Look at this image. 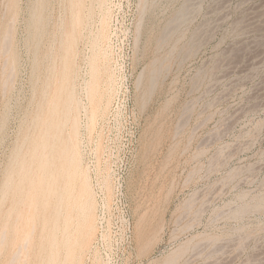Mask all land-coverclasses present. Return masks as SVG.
Here are the masks:
<instances>
[{
  "label": "rangeland",
  "instance_id": "1",
  "mask_svg": "<svg viewBox=\"0 0 264 264\" xmlns=\"http://www.w3.org/2000/svg\"><path fill=\"white\" fill-rule=\"evenodd\" d=\"M52 263L264 264V0H0V264Z\"/></svg>",
  "mask_w": 264,
  "mask_h": 264
},
{
  "label": "bare ground",
  "instance_id": "2",
  "mask_svg": "<svg viewBox=\"0 0 264 264\" xmlns=\"http://www.w3.org/2000/svg\"><path fill=\"white\" fill-rule=\"evenodd\" d=\"M77 13H78V11H77ZM77 15H78V14H77ZM78 16H80V15H78ZM76 18H77V17H76ZM76 18H75V19H76ZM77 19H78V18H77ZM79 19H80V18H79ZM76 23H78V22L76 21ZM79 23H80V22H79ZM45 120H47V119H45ZM46 122H47V121H46ZM44 124H45V123H44ZM45 125H47V124H45ZM47 126H48V125H47ZM48 127L50 128V126H48ZM50 129H51V128H50ZM50 129H49V130L46 129V130H48V133H49ZM48 133H46V135H47ZM50 133H51V132H50ZM46 135H43V136L46 137ZM49 137H50V135H49ZM39 138H40V137H39ZM48 139H49V138H48ZM42 140H43V142H44V138H43ZM40 141H41V139H40ZM40 141H39V142H40ZM45 141H47V140H45ZM41 143H42V142H41ZM41 143H39V144H41ZM39 144H38V146H39ZM45 145H46V143H45ZM47 146H48V145H47ZM50 146H51V144H50ZM36 148H40V146H39V147L36 146ZM41 148H43V143H42V147H41ZM45 148H47V147L45 146ZM45 148H43V149L45 150ZM49 148H50V147H49ZM51 148H52V147H51ZM51 148H50V149H51ZM34 149H35V148H34ZM35 150H36V149H35ZM41 150H42V149H41ZM46 150H48V149H46ZM42 151H43V150H42ZM42 151H41V152H42ZM50 151H51V150H50ZM50 151H49V153H50ZM52 151H53V150H52ZM35 152H36V151H35ZM37 152H39V149H38ZM37 152H36V153H37ZM41 152H39V154H40ZM45 152H46V151H45ZM36 153H34V156L36 155ZM42 153H44V152H42ZM52 153H53V152H52ZM52 153H51V154H52ZM39 154H37L36 156H37V157H38V156H39V157H41V156L44 157V155H45V154H44V155H43V154H42V155H39ZM46 154H47V153H46ZM51 154L49 155V157L51 156ZM36 156H35V157H36ZM37 157H36V158H37ZM47 157H48V155H47ZM49 157H48V159H49ZM74 157H75V156H74ZM36 158H35V159H36ZM54 158H55V157H54ZM38 159H39V158H38ZM40 159L42 160V158H40ZM40 159H39V160H40ZM50 159H51V158H50ZM44 160H47V159L44 158ZM52 160H53V159H52ZM72 160H73V159H72ZM34 161H35V160H33V162H34ZM36 161H37V160H36ZM36 161H35V162H36ZM74 161H75V159H74ZM40 162L42 163L43 161H40ZM40 162H39V163H40ZM48 162H49V161H47V163H48ZM50 162H51V163H52V162L54 163V160H53V161L50 160ZM69 162H70V161H69ZM32 164H34V163H32ZM32 164L30 165V169H32V167H33ZM44 164H45V163H44ZM71 164H72V163H71ZM34 165L36 166L37 164H34ZM51 165H52V164H49V166H47V168L51 169V168H50ZM73 165H74V164H73ZM31 166H32V167H31ZM39 167H40V166L38 165V168H39ZM43 167L45 168V165H44ZM52 167H53V166H52ZM70 167H71V168H70ZM76 167H77V165H76ZM38 168H37V169H38ZM69 168H70V171H71L72 166H69ZM41 169H42V167H41ZM52 169H53V168H52ZM52 169H51V170H52ZM67 169H68V168H67ZM32 170H34V169H32ZM32 170H31L30 172H32ZM39 170H40V169H39ZM43 170H44V169H43ZM51 170H50V171H51ZM74 170H75V168H74ZM35 171H36V170H35ZM40 171H42V170H40ZM40 171H39V173H40ZM46 171H47L46 173H48V170H46ZM72 171H73V170H72ZM27 172H29V171H27ZM30 172H29V173H30ZM44 172H45V171H44ZM54 172H56V171H54ZM60 172H61V171H60ZM42 173H43V171H42ZM42 173H41V174H42ZM50 173H51V172H50ZM71 173H72V172H71ZM71 173H70L69 175H72ZM22 174H23V173H22ZM55 174H56V173H54V175H55ZM62 174H63V172H62ZM73 174H74V173H73ZM43 175H44V174H43ZM43 175H42V177L44 178ZM46 175H47V174H46ZM49 175H52V174H49ZM65 175L67 176V174H65ZM25 176H26V171H25ZM25 176H23V178H26ZM28 176L30 177V175H28ZM37 176H38V175H37ZM39 176H40V175H39ZM56 176H57V175H56ZM74 176H75V175H74ZM29 177L27 178L28 180H29L31 177H33V176L31 175V177H30V178H29ZM42 177L40 176L39 178H38V177H37V178L40 180ZM46 177H50V178H51V176H46ZM76 178H77V177H76ZM38 179H37V180H38ZM47 179H48V178H47ZM47 179H46V180H47ZM52 179H53V176H52ZM52 179H51L50 181H52ZM65 179H66V177H65ZM65 179H64V180H65ZM69 179H72V177L70 176ZM23 180H24V179H23ZM25 180H26V179H25ZM30 180H31V179H30ZM32 180H36V179H33V178H32ZM43 180H44V179H42V181H43ZM46 180H45V181H46ZM61 180H62V178H61ZM45 181H43V182H45ZM48 181H49V180H48ZM50 181L48 182L49 185L52 184ZM65 181H66V180H65ZM67 181H69V180L67 179ZM70 181H71V180H70ZM31 182H32V181H31ZM31 182H30V183H31ZM33 182H34V181H33ZM38 182H39V181H38ZM38 182H36V183L38 184ZM43 182H41L42 185H43ZM52 182H53V181H52ZM61 182H62V181H61ZM73 182H74V181H72V184H70V185H73ZM27 183H28V182H27ZM36 183H33V184L31 183V184H32V186H33V185H35ZM50 183H51V184H50ZM55 183H56V181H55ZM70 183H71V182H70ZM44 184H46V183H44ZM48 184H47V186H48ZM53 184H54V183H53ZM63 184H64V183H63ZM39 185H40V183H39ZM59 185H60V184H59ZM64 185H65V184H64ZM56 186H57V184H56ZM61 186H63V185H61ZM28 187H29V186H28ZM35 187H36V186H35ZM35 187L33 186V188H35ZM37 187H38V186H37ZM37 187H36V188H37ZM39 187L41 188V191H42L43 186L41 187V185H40ZM39 187H38V190L40 189ZM45 187H46V186L44 185V188H45ZM53 187H54L53 189H55V185H53ZM69 187H70V186H69ZM31 188H32V187H31ZM31 188H30V189H31ZM44 188H43V189H44ZM67 188H68V186H67ZM47 189H50V188H48V187L46 188V191H49V190H47ZM71 189H72V188H71ZM32 190H33V189H32ZM36 190H37V189H36ZM28 191L30 192L31 190H29V188H28ZM39 191H40V190H39ZM46 191H45V192H46ZM55 191H56V190H55ZM58 191H60V190L58 189ZM66 191H68V190H66ZM66 191H65V192H66ZM31 192H33V191H31ZM42 192H44V190H43ZM47 193H48V192H47ZM55 193H56V192H55ZM62 193H63V192H62ZM67 193H68V192H67ZM33 194H34V193H33ZM37 194H39V193L37 192ZM40 194H41V192H40ZM48 194H49V193H48ZM53 194H54V193H53ZM56 194H57V193H56ZM65 194H66V193H65ZM41 195H42L43 197L45 196V194H44V195L41 194ZM68 195H69V194H68ZM80 195H81V194H80ZM32 196H33V195H32ZM35 196H36V191H35V194H34V196H33L34 199H35ZM37 196H38V195H37ZM47 196H48V195H47ZM45 197H46V196H45ZM52 197H53V196H52ZM60 197H61V196H60ZM47 198H48V197H47ZM54 198H55V197H53V199H54ZM75 198H78V196H75ZM80 198H81V197H80ZM39 199H40V198H39ZM68 199H69V198H68ZM68 199H66L65 201L67 202ZM30 200H31V198H30ZM37 200H38V199H37ZM44 200H46V198H44ZM76 200H77V199H76ZM34 201H35V200H34ZM32 202H33V200H32ZM41 202H42V200H41ZM41 202H40V203H41ZM57 202H58V201H57ZM59 202H60V200H59ZM74 202H75V200H74ZM78 202H79V199H78V201H77V204H78ZM26 203H27V202H26ZM38 203H39V202H38ZM40 203H39V204H40ZM64 203H65V202H64ZM68 203H69V202H68ZM68 203H67V204H68ZM42 204H43V203H42ZM58 204H59V203H58ZM73 204H74V203H72V205H73ZM37 205H38V204H37ZM52 205H54V204H51V207H53ZM56 205H57V204H56ZM61 205H62V204H61ZM23 206H24V205H23ZM34 206H35V205H34ZM59 206H60V205H59ZM39 207H41V206H39ZM45 207H46V204H45ZM45 207H44V208H45ZM70 207H71V205H70ZM35 208H36V207H35ZM37 208H38V206H37ZM60 208H61V207H58V209H59V213H60ZM63 208H64V206H63ZM65 208H66V207H65ZM65 208H64V209H65ZM67 208H68V207H67ZM31 209H32V208H31ZM39 209H40V208H39ZM54 209H55V208H54ZM58 209H57V210H58ZM68 209H70V211L72 212L71 208H68ZM46 210H47V209H46ZM62 210H63V209H62ZM43 211H44V209H43ZM53 211H54V210H53ZM70 211H68V212H70ZM39 212H41V211H39ZM44 212H45V211H44ZM44 212H43V213H44ZM68 212H67V213H68ZM71 212H70V213H71ZM67 213H66V214H67ZM57 215H59V214H57ZM71 215H72V214H71ZM71 215H70V216H71ZM67 218H68V216H67ZM67 218H66V219H67ZM69 219H71V217H70ZM67 220H68V219H67ZM70 221H71V220H70ZM56 225H57V224H56ZM69 225H70V224H69ZM68 227H69V226H68ZM68 227H66V228H67V231H68ZM80 227H81V226L79 225V228H80ZM66 228H64V229H65V232H66ZM69 228H70V230H71V227H69ZM80 229H81V228H80ZM80 229H79V230H80ZM32 232H33V231H32ZM76 232H77V231H76ZM31 235H32V234H31ZM74 235H75V234H74ZM79 235H80V234H79ZM67 236H68V235H67ZM72 236H73V235H72ZM74 237L76 238V236H74ZM78 239H79V238H78ZM78 239H77V240H78ZM28 240H29V238H28ZM73 240H74V239H73ZM25 241H26V239H25ZM71 241H72V240H71ZM71 241H70V242H71ZM67 242H68V241H67ZM26 243H27V241H26ZM77 243H78V242H77ZM84 243H85V242H84ZM71 244H72V242L70 243V245H71ZM73 244H74V242H73ZM73 244H72V245H73ZM79 245H80V243H79ZM81 245H82V244H81ZM67 246H68V245H67ZM68 248H69V247H68ZM78 248H79V247H78ZM72 249H74V248H72ZM19 250H20V249H19ZM62 250H63V249H62ZM47 251H48V250H47ZM75 251H77V250H75ZM18 253H19V252H18ZM63 254H64V253H63ZM66 254H68L69 256L72 255L71 253H70V254H69V253H66ZM73 254H74V253H73ZM14 256H15V255H14ZM72 256H73V255H72ZM72 256H71V257H68V258H74V256H73V257H72ZM60 258H61V257H60ZM65 261H66V259H65ZM65 261H64V262H65ZM70 261H71V260H70ZM72 261H73V260H72ZM72 261H71V262H72ZM52 262H53V261H52ZM67 262H68V260H67ZM52 264H53V263H52ZM66 264H67V263H66ZM69 264H71V263H69Z\"/></svg>",
  "mask_w": 264,
  "mask_h": 264
},
{
  "label": "built area",
  "instance_id": "3",
  "mask_svg": "<svg viewBox=\"0 0 264 264\" xmlns=\"http://www.w3.org/2000/svg\"><path fill=\"white\" fill-rule=\"evenodd\" d=\"M122 177H124V175Z\"/></svg>",
  "mask_w": 264,
  "mask_h": 264
}]
</instances>
